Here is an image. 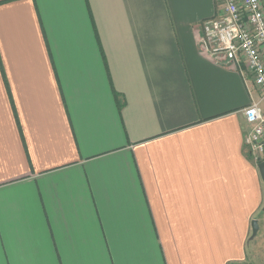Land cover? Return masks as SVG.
<instances>
[{"label":"crops","instance_id":"obj_1","mask_svg":"<svg viewBox=\"0 0 264 264\" xmlns=\"http://www.w3.org/2000/svg\"><path fill=\"white\" fill-rule=\"evenodd\" d=\"M217 12L0 0V264H264L260 94L201 50Z\"/></svg>","mask_w":264,"mask_h":264},{"label":"built area","instance_id":"obj_2","mask_svg":"<svg viewBox=\"0 0 264 264\" xmlns=\"http://www.w3.org/2000/svg\"><path fill=\"white\" fill-rule=\"evenodd\" d=\"M199 44L215 61L253 79L260 100L244 110L245 143L257 164L264 163V0H218L217 14L201 24Z\"/></svg>","mask_w":264,"mask_h":264},{"label":"rangeland","instance_id":"obj_3","mask_svg":"<svg viewBox=\"0 0 264 264\" xmlns=\"http://www.w3.org/2000/svg\"><path fill=\"white\" fill-rule=\"evenodd\" d=\"M262 217V230L261 232L258 234V236L255 238L254 242H257L258 245V253H260L259 255H263L264 257V210L261 211V213L259 214V219ZM252 236V234H251Z\"/></svg>","mask_w":264,"mask_h":264},{"label":"water","instance_id":"obj_4","mask_svg":"<svg viewBox=\"0 0 264 264\" xmlns=\"http://www.w3.org/2000/svg\"><path fill=\"white\" fill-rule=\"evenodd\" d=\"M258 170H259L262 182H263V192H264V163H260L258 165ZM263 210H264V208H263ZM258 232H259V223H258V221H254V222H252L251 239H254L257 236Z\"/></svg>","mask_w":264,"mask_h":264}]
</instances>
